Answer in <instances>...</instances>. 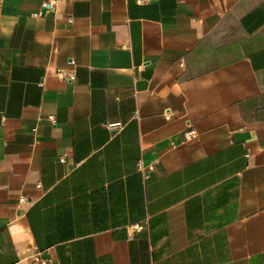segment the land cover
Listing matches in <instances>:
<instances>
[{
    "label": "crops",
    "instance_id": "obj_1",
    "mask_svg": "<svg viewBox=\"0 0 264 264\" xmlns=\"http://www.w3.org/2000/svg\"><path fill=\"white\" fill-rule=\"evenodd\" d=\"M44 2L0 0V264H264V0Z\"/></svg>",
    "mask_w": 264,
    "mask_h": 264
},
{
    "label": "built area",
    "instance_id": "obj_2",
    "mask_svg": "<svg viewBox=\"0 0 264 264\" xmlns=\"http://www.w3.org/2000/svg\"><path fill=\"white\" fill-rule=\"evenodd\" d=\"M61 1H62V0H45V2H44V6L46 7L47 10H49V11H53V10L56 9L57 5H58L59 2H61ZM34 16L39 17V16H40V12H35V13H34ZM59 73H60V74H63V71L59 70ZM72 77H73V75H70V78H72ZM165 116H166V118H168V119L171 117L169 113L165 114ZM119 126H120V124H112V125H111V127H113V128H117V127H119ZM186 135H187V138H188V139H191V138H193V137L196 136V132H195V130H189V131L186 133ZM151 168H152V166H151ZM20 199H21L22 202H27V201H26V198H25L24 196H21ZM141 228H142V225L139 224V223H136V224L133 225V229H134V230H140ZM34 257H35L36 261H37L39 264H50V260L47 259V258H43L42 256H40L39 253H35Z\"/></svg>",
    "mask_w": 264,
    "mask_h": 264
}]
</instances>
